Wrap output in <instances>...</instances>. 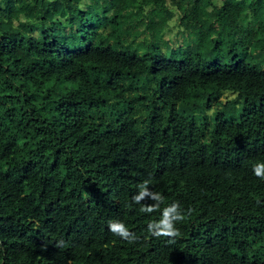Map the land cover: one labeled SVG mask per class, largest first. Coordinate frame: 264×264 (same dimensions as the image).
Instances as JSON below:
<instances>
[{"label": "trees", "instance_id": "16d2710c", "mask_svg": "<svg viewBox=\"0 0 264 264\" xmlns=\"http://www.w3.org/2000/svg\"><path fill=\"white\" fill-rule=\"evenodd\" d=\"M214 1L0 0V264H264V0Z\"/></svg>", "mask_w": 264, "mask_h": 264}, {"label": "rangeland", "instance_id": "374dc122", "mask_svg": "<svg viewBox=\"0 0 264 264\" xmlns=\"http://www.w3.org/2000/svg\"><path fill=\"white\" fill-rule=\"evenodd\" d=\"M222 3H223V0H215L213 3V7L218 8L221 6ZM251 5H253V3L248 2L246 4V9H251L250 8ZM92 8L97 9V10H106L104 7L99 6L98 2H94L92 4ZM12 15L15 16L14 13H12ZM242 15L245 16V19H248V17L250 16V14L248 13V10L244 11ZM245 19L243 21H245ZM162 34H163L162 39H164L166 44L160 47H161V50L165 53V55H168L169 50H175L178 47H183V46L184 47L190 46L191 44L190 40L185 39L186 34H184V32L182 31V28L178 26L177 12H175L174 16L169 21H167ZM143 36L144 35H141V37ZM242 39H244V37ZM194 48L198 50L199 57L204 64H211V63H214L215 61H221L223 63H227L232 58L231 53L224 54V52L223 53L217 52V53L205 54L204 47H201L200 45H198V46H195ZM233 95H234L233 92L223 91L220 94L219 102L223 104L228 99H231ZM218 107H220V105H217V106L214 105L209 111L206 112L207 115L209 116Z\"/></svg>", "mask_w": 264, "mask_h": 264}, {"label": "clouds", "instance_id": "9594fccd", "mask_svg": "<svg viewBox=\"0 0 264 264\" xmlns=\"http://www.w3.org/2000/svg\"><path fill=\"white\" fill-rule=\"evenodd\" d=\"M254 174L257 177L264 179V164H257L254 167ZM174 205L179 206L178 204H174ZM173 213H175V207L168 208L165 210V217H166L167 222L165 223L164 229L161 230L160 232L154 233L155 235H164V236H172V237L179 235L178 230H176L173 227L172 221L173 220H177V221L183 220L184 216L181 213H175L174 215ZM110 228H111V231H113V233L121 236L124 239H128L129 242H132L133 238L130 237L129 232L125 228L120 227L118 225H114V224L110 225Z\"/></svg>", "mask_w": 264, "mask_h": 264}]
</instances>
